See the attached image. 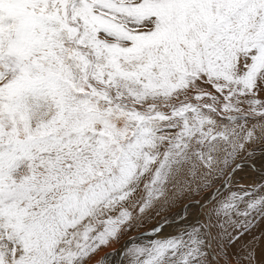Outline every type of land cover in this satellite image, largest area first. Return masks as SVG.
Listing matches in <instances>:
<instances>
[{
    "label": "snow or ice",
    "instance_id": "snow-or-ice-1",
    "mask_svg": "<svg viewBox=\"0 0 264 264\" xmlns=\"http://www.w3.org/2000/svg\"><path fill=\"white\" fill-rule=\"evenodd\" d=\"M257 144L264 0H0V264H89L209 188L98 264H264L227 252L264 220V183L232 187Z\"/></svg>",
    "mask_w": 264,
    "mask_h": 264
},
{
    "label": "rangeland",
    "instance_id": "rangeland-1",
    "mask_svg": "<svg viewBox=\"0 0 264 264\" xmlns=\"http://www.w3.org/2000/svg\"><path fill=\"white\" fill-rule=\"evenodd\" d=\"M263 160V157H261V160H255V161H247V160H244V159H241L239 158L238 160L235 161L236 164H240L241 167L238 168V169H235V172L234 174H237V178L233 180V184L232 185H241V184H247L248 185H255L258 183V179H254L255 176H257V172H251L252 169H250V167L246 168V166L248 164H251V163H255L256 161H259L261 162ZM257 164V166H261L258 165V163H255ZM253 166V165H252ZM264 166V165H263ZM259 168H262L261 167H258ZM256 169V170H258ZM250 170V171H248ZM264 170H261L260 172H262ZM251 173H254V174H251ZM261 174H264V173H261ZM258 178V177H256ZM221 179L220 177H216V178H213V182H212V185L214 183H216L217 181V184L214 185L212 188H217L219 187V185L221 184ZM254 179V180H253ZM211 188L209 189H204L202 191H190V192H185L183 193L182 195H180L178 198H176L175 202L170 204L169 206H166V207H155V208H152L150 210H148L146 212V214H144L141 218L140 221L137 222V224L131 229V231H125L123 232L119 239L118 240H115L111 243L110 246L108 247H104V248H101V250L96 254L95 257H93V259L91 261H89V264H98L100 258L105 254V253H112L113 251L115 250H120V247L122 246V244L124 242H128L127 240L131 237L132 235H135L136 233H140L142 231H146L148 229H153L154 226H156L157 224H163L165 219L169 222V224L171 225L170 227L166 228L165 231L166 232H174L176 230V228L179 226V221L182 217H184L185 215V211L184 212H180V214H178V217H176L175 219H172L173 218V215L176 214V212H179L180 210H182V208H184L186 205H194V202L196 201H199L201 200L202 198H204L206 195H207V192L210 191ZM139 194H137L136 197L134 198H138ZM172 219V221L170 222V220ZM189 219H191V217H189ZM261 223H263L262 221H260ZM259 223V221H258ZM261 226V225H260ZM264 228V227H262ZM152 231V230H151ZM260 231H263V230H260ZM152 234V232H151ZM150 235V234H149ZM154 234L150 235V236H153ZM148 235L146 236H140V237H135L134 239H131L130 242H137V243H142V242H146L147 239L150 237ZM242 236H240V239H241ZM256 238V240H255ZM245 239H247V236H245ZM244 239V241H245ZM253 244L257 250V253L258 255H260L261 257H264V235L263 236H255L253 237ZM129 242V243H130ZM256 242V243H254ZM127 243V244H129ZM252 244V241L251 243ZM125 245V244H123ZM216 247L219 245V241H217L213 247ZM232 247H234V250H232ZM230 248V251L232 250V254L237 252L239 249L238 248H241V242L238 241L237 243L235 242V244H233ZM263 250V252H259ZM230 255L231 253L228 252ZM224 258L223 257H220V264H224Z\"/></svg>",
    "mask_w": 264,
    "mask_h": 264
},
{
    "label": "crops",
    "instance_id": "crops-1",
    "mask_svg": "<svg viewBox=\"0 0 264 264\" xmlns=\"http://www.w3.org/2000/svg\"><path fill=\"white\" fill-rule=\"evenodd\" d=\"M251 123V122H250ZM248 152H251L252 154L251 155H249L248 154ZM248 152H244V153H241L240 154V156L237 158V160L239 159V158H241V159H244V160H247V161H255V160H261V157H263V160L261 161V162H263L264 163V144H257V145H255L253 148H250L249 150H248ZM259 163L258 165H263V163ZM262 167H264V166H262ZM262 170V168H260V170H259V174L257 173L256 175L257 176H255V178L254 179H258V183H264V174H261V173H264V171H262V172H260ZM263 175V176H262ZM261 176V177H260ZM256 177H258V178H256ZM253 179V180H254ZM217 182H219V181H217ZM217 182L216 183H214L213 185H212V187L214 186V185H216L217 184ZM257 183V184H258ZM241 186H243L245 189H247V188H249V187H251V185H248V183L245 185L244 183L243 184H241V185H239V184H237V185H232V187H233V190H237V189H239ZM211 191V190H210ZM258 221H259V223H258ZM260 221H262L263 223H261ZM261 225V226H260ZM262 227H264V220H262V219H260V218H257L256 220H254L253 222H252V225L249 227V229L247 230V231H245L244 230V228L243 227H241L240 229H239V231L237 232V230L236 229H232V228H229V233H237V235L239 236V241L241 242V246L242 247H246L247 245H249L250 243H251V241H252V244H253V237H255V236H263L264 235V228H262ZM260 230H263V231H260ZM240 236H242L241 237V239H240ZM245 236H247V239H245ZM244 239H245V241H244ZM255 240H256V238H255ZM237 243V242H236ZM254 243H256V242H254ZM219 244H220V241H219ZM233 244H235V237H234V240H233V242H231V243H229V245H228V247H227V252H230L231 254H232V250H234V247H232L233 246ZM219 246V245H218ZM232 247V250L230 251V248ZM238 249H240V248H238ZM234 254V253H233ZM224 258V257H223ZM225 259V258H224Z\"/></svg>",
    "mask_w": 264,
    "mask_h": 264
},
{
    "label": "bare ground",
    "instance_id": "bare-ground-1",
    "mask_svg": "<svg viewBox=\"0 0 264 264\" xmlns=\"http://www.w3.org/2000/svg\"><path fill=\"white\" fill-rule=\"evenodd\" d=\"M255 163H260L259 161H256ZM255 163H251V164H248L247 166H246V168H248V167H250V169H252L251 170V172H259V170H260V168L258 169V167H261V166H263L264 165V163L263 162H261V163H263V165H261V166H257V164H255ZM253 165V166H252ZM256 169H258V170H256ZM262 170H264V167H262ZM248 171H250V170H248ZM251 174H254V173H251ZM259 174V173H258ZM263 176V175H262ZM261 177V176H260ZM237 178V174H234L233 175V177H232V180H234V179H236ZM184 211H186V209H185V207L184 208H182V210H180L179 212H176V214H174L173 215V218L172 219H175L176 217H178V214H180V212L182 213V212H184ZM183 214V213H182ZM172 219L170 220V222L172 221ZM152 229H148V230H146V231H142V232H140V233H136L135 235H132V237L133 238H129L127 241L128 242H124L123 244H125V245H127V243H129L130 241H131V239H134L135 237L137 238V237H140V236H146V235H148V236H150V235H152L153 234V232L151 231ZM151 232H152V234H151ZM150 234V235H149ZM122 244V246H124ZM121 246V247H122ZM121 247H120V249H121ZM215 247H216V245H215ZM259 252H263V250H261V251H259Z\"/></svg>",
    "mask_w": 264,
    "mask_h": 264
},
{
    "label": "water",
    "instance_id": "water-1",
    "mask_svg": "<svg viewBox=\"0 0 264 264\" xmlns=\"http://www.w3.org/2000/svg\"><path fill=\"white\" fill-rule=\"evenodd\" d=\"M233 167H234V165H233Z\"/></svg>",
    "mask_w": 264,
    "mask_h": 264
}]
</instances>
